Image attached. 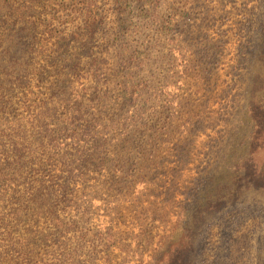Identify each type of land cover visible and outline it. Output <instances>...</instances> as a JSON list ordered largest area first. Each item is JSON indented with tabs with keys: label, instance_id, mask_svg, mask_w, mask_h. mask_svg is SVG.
Instances as JSON below:
<instances>
[{
	"label": "rangeland",
	"instance_id": "1",
	"mask_svg": "<svg viewBox=\"0 0 264 264\" xmlns=\"http://www.w3.org/2000/svg\"><path fill=\"white\" fill-rule=\"evenodd\" d=\"M38 3L25 41L40 49V64L59 53L74 62L86 49L109 64L96 87L80 77L90 57H78L73 84L90 97L109 91L103 123L139 108L119 83L125 75L135 84L149 79L147 105L161 112L160 124L171 119L168 131L155 125L138 133V168H146L134 183L114 185L111 175H121L110 169L99 180L91 174L100 191L86 226L115 236L94 256L83 250V264H264V0ZM121 55L132 61L122 64ZM52 80L34 90L46 92ZM89 114L92 133L99 119ZM145 144L155 158L143 159ZM119 147L114 138L110 152Z\"/></svg>",
	"mask_w": 264,
	"mask_h": 264
},
{
	"label": "trees",
	"instance_id": "2",
	"mask_svg": "<svg viewBox=\"0 0 264 264\" xmlns=\"http://www.w3.org/2000/svg\"><path fill=\"white\" fill-rule=\"evenodd\" d=\"M33 4H39L38 0H0V264H83L79 259L83 250L94 256L111 247L115 236L111 228L91 231L86 226L100 191L91 182L96 179L91 174L97 172L99 180L110 169L121 175H111L114 185L134 183L137 171L146 168H138L142 165L138 133L144 134L147 126H169L171 119L168 114L160 124L161 112L147 105L150 97L145 95L152 89L149 79L135 84L125 75L119 83L132 98L129 103L139 99V108L111 125L103 123L109 91H94L90 97L88 87L73 84L77 70H82L77 68L82 61L78 57H90L87 72L80 77L91 78L96 87L104 83L109 64L88 49L73 55L74 62L59 53L40 64V49L25 41ZM121 57L124 65L132 61V57ZM144 63L140 60V66ZM52 76L46 92L34 90ZM89 111L99 119L93 127L100 129L92 133L93 115L84 116ZM79 124L87 128L78 131ZM120 128V138L111 135L110 129ZM162 129L168 131L165 126ZM114 138L120 146L116 153L110 152ZM144 147L143 159L155 158L156 150Z\"/></svg>",
	"mask_w": 264,
	"mask_h": 264
}]
</instances>
